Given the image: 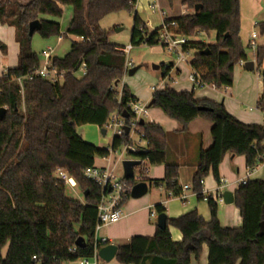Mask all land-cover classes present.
Returning <instances> with one entry per match:
<instances>
[{
    "label": "trees",
    "instance_id": "trees-1",
    "mask_svg": "<svg viewBox=\"0 0 264 264\" xmlns=\"http://www.w3.org/2000/svg\"><path fill=\"white\" fill-rule=\"evenodd\" d=\"M136 0H0V24L13 27L18 46L17 62L0 75V108L6 113L0 120V264H63L80 258H91L95 249L109 242L95 240L97 204L101 189L83 176L97 158L108 155L105 147L84 141L77 128L91 124L101 129L117 107V88L124 75L125 56L119 47L107 40V32L99 22L107 14L127 10L133 15L130 44L159 45L161 25L149 31L133 11ZM71 6V18L64 34L58 20L62 7ZM200 5L195 11L194 7ZM184 13L164 21H176L177 34L193 38L199 33L214 31L213 42L189 41L186 46L197 49L189 62L190 69L200 74L206 84L216 89L232 85L234 66L246 60L239 37V0H182ZM39 20L35 30L42 38L49 36L82 37L71 41L61 57L52 56L51 64L65 71L61 83L33 77L23 79L22 89L15 78L23 77L40 64L31 48L28 24ZM264 35V22L255 24ZM33 33V34H35ZM0 42V51L6 53ZM207 53L203 54V51ZM255 70L262 78L258 108L264 110V45L254 51ZM84 63L85 74L74 72ZM117 82V84H115ZM121 107L131 94L121 85ZM151 107L176 121L186 131L191 120L211 122V145L200 150L190 191L198 200L207 201L210 219L205 221L191 210L180 217L166 219L165 229L155 228L153 236L135 235L118 246L115 259L121 264H189L198 259L206 244L207 264H264V181L247 180L233 193V204L239 210L242 224L238 228L222 227L217 217V202L203 194V181L209 174L219 182V164L228 153L243 156L248 170L264 159V126L246 124L229 114L223 104L194 98L193 91H176L164 87L152 93ZM201 107L208 108L202 110ZM149 141L150 151L140 154L144 163L164 165L160 180H148L162 187L167 197H180L179 166L166 162V132L154 122L138 125ZM126 136L113 140V147L124 143ZM146 160L145 162H143ZM64 170L79 187L83 201L70 198L65 184L54 177ZM126 193L121 205L129 199V190L136 183L126 179ZM156 215L165 212L161 204L154 206ZM168 226L178 229L179 242L171 239ZM82 237L84 245L76 247ZM6 250L2 253L3 247ZM75 247L74 251L71 249ZM34 257V258H33Z\"/></svg>",
    "mask_w": 264,
    "mask_h": 264
},
{
    "label": "crops",
    "instance_id": "crops-1",
    "mask_svg": "<svg viewBox=\"0 0 264 264\" xmlns=\"http://www.w3.org/2000/svg\"><path fill=\"white\" fill-rule=\"evenodd\" d=\"M187 12L189 11L184 10V13ZM150 21L151 20L146 19L144 22L149 31L159 26L158 25L152 28L150 26ZM254 25L255 23L253 26ZM241 32L242 29H240L239 33L240 39ZM13 33L14 29L12 34ZM249 39L250 37L248 35L247 45ZM255 40L257 42V46L264 45V35H260L258 33ZM251 51L253 56L251 60L254 63L253 71H255L254 50L251 49ZM262 66H264V61ZM181 71L182 70H180L179 65H177L175 72L180 74ZM189 71L191 72L190 66ZM247 72L245 70L240 73L239 78L241 79L239 80H236V76H234L235 78H233L232 85L222 89H216V87L211 84L196 87L187 79L186 80L189 84L186 85H182L178 80L173 79V83L170 87L176 91H193L194 98L196 99H208L212 102H216L217 104L221 103L229 114L236 117L243 123L260 124L264 126V110L258 108L259 105H257L258 99L263 90L262 78L259 76L258 72H256L254 79H252ZM131 94L135 96L132 92ZM159 111L161 113L160 115H152V113L149 112L150 118H148V120H152V122L159 124L167 134L166 162L176 163L180 167L177 181L178 185L182 189V195L180 197H167L162 187H156L154 188L155 193H152L150 196L146 195L148 193L147 191L145 194L147 197L140 200H137L139 198H132L125 201V203L121 205L123 217L116 224L114 223L105 226L106 229L103 232H100L102 231L100 228L95 234L96 240L106 239L109 243L114 244L118 248V246L125 244L132 236H153L156 228L157 215L152 218L150 217V213L154 211V206L156 204H161L164 207V214L167 219L180 217L191 210H195L197 215L202 217L205 221H208L211 218L206 203L207 201L198 200L196 195L190 191V181L196 169L195 166L198 153L200 150L207 149L211 145V122L202 118H196L188 123L186 131L183 132L181 131V126L176 121L168 119L161 110ZM98 147H104V145L99 144ZM144 165V170H146L143 175L136 180V182L139 180H145L148 183L149 189L152 185L149 184L148 180L162 179L165 167L162 164L151 165L150 167L145 163ZM218 169L219 179H223L225 181L224 187L219 188L220 183L216 182L212 175L209 174L203 181V194L211 195L216 199L217 217L219 218L218 220L222 227L238 228L242 224L239 210L234 206L233 202L230 204L224 203L221 194L224 191L234 193L235 189L239 187V181L243 179L246 181L254 179H261L264 181V159L252 170H248L243 156L228 153L224 156ZM184 186H187L188 188L183 189ZM168 230L173 241L179 242L182 239V235L178 229L168 226ZM201 249L200 257L195 259L191 256L189 264H207V255L209 250L207 249L206 244H203ZM95 262V264H121L116 261L115 257L108 262H105L97 257ZM63 264L76 263L65 262Z\"/></svg>",
    "mask_w": 264,
    "mask_h": 264
},
{
    "label": "rangeland",
    "instance_id": "rangeland-1",
    "mask_svg": "<svg viewBox=\"0 0 264 264\" xmlns=\"http://www.w3.org/2000/svg\"><path fill=\"white\" fill-rule=\"evenodd\" d=\"M182 0H136V4L133 6V11H135L139 18L144 22L146 19L151 20L150 26L154 28L161 24L162 20L167 18H176L184 14V10L181 6ZM241 9H239L240 14V26L242 29L241 32V43L244 47L246 60L250 61L252 56V51L247 47V36L253 30L259 33L258 26H253V24L258 22H264V0H239ZM151 4H156L154 11H151ZM258 9V10H257ZM164 13V15L161 14ZM71 18V6L65 5L62 7V15L60 18L54 19L53 17L46 16L47 20H58L60 25V34H64L66 28L68 27L69 21ZM133 15L127 10H119L107 14L103 19L100 20L99 25L102 29L107 32V40L109 43L122 48L130 45V33L132 28V19ZM13 27L0 24V42H2L6 48V53L3 54L0 51V75L5 72L7 68H13L16 64V54L17 46L14 39ZM240 33V31H239ZM240 35V34H239ZM215 39L214 31H208L207 33H199L193 38H189V41H200L205 43L213 42ZM75 37L67 35H62V38L59 39L58 36H49L47 38H42L38 33H35L31 37V48L37 54L39 62L42 63L43 58L41 56V51L47 47L54 49L52 56L61 57L68 50L71 41H75ZM197 49L189 48L188 60L195 55ZM125 56L126 59L132 61L133 67H139L137 71L132 75H126L121 78L118 88L121 85L126 84L130 91L135 95L136 99L138 98L141 101L147 102V100L152 95L150 90L151 86L159 83L161 80V74L164 70L163 68L167 65H179L181 71L180 74L173 71L171 77L174 80H178L180 84L186 85L187 75L190 72L189 66L185 62H178L177 56L174 52H170L166 47L161 44L156 46H148L146 44L133 45L129 54ZM153 66H158V70L153 69ZM245 71L243 67H240L239 64L234 66L233 78L236 76V80H239V74ZM260 71H264V66L260 68ZM247 72V71H246ZM256 70L249 73L250 77L254 79L256 75ZM83 74L82 69H78L74 72V76L79 78ZM259 74V73H258ZM260 76V75H259ZM190 89V87H189ZM149 112L152 115H160V111L155 107H149ZM168 118V117H167ZM77 133L81 138L92 144L98 146L99 144L104 145L108 144L110 140V133L102 135L99 128L95 125L85 124L77 128ZM118 154L112 156L113 160L117 159ZM116 162V161H115ZM107 159L97 158L95 160V166L105 167L107 166ZM116 166L114 167V174L117 177H122V165L120 161H117ZM150 167V165L147 164ZM142 167L137 166L134 168V178L133 180H138L142 175H140ZM155 186H151L148 189L147 196H150L152 193H155ZM65 193L68 197L83 201V195L78 186L70 187L68 184H65ZM137 199L140 200L144 197ZM132 198L129 197L126 201ZM154 223V222H153ZM106 227H102L100 232L105 231ZM6 250V246L3 247L2 253ZM79 260L74 261L76 264H79ZM100 263V262H99Z\"/></svg>",
    "mask_w": 264,
    "mask_h": 264
},
{
    "label": "built area",
    "instance_id": "built-area-1",
    "mask_svg": "<svg viewBox=\"0 0 264 264\" xmlns=\"http://www.w3.org/2000/svg\"><path fill=\"white\" fill-rule=\"evenodd\" d=\"M156 8V4H151L150 9L151 11H154ZM162 15H164L163 12H161ZM176 21L170 20V21H164V19L161 22V29L158 33V39L162 46L166 47L170 52H174L177 56L178 62H185L189 65V62L192 60L187 59L189 54V49L186 47L189 42V38L186 36L177 34L175 32L176 28ZM59 39L62 38V36H58ZM249 41H248V47L255 51L257 47L256 37L257 33L255 31H251L249 34ZM75 41H83L84 39L82 37H75ZM132 45H128L122 48H119L124 55H128L129 51L131 50ZM54 49H51L47 47L46 49L41 51V56L43 58L42 63L39 64L37 68H35L33 71L29 72L27 75L23 77H17L15 78L17 84L22 89V81L23 79H32L33 77H39L45 80L50 81L51 83H61V81L64 78L65 71H59L54 67V65L51 64V58H52V52ZM245 61H240L238 64L240 66H243ZM85 65L84 63H81L79 68L82 69L83 74H85ZM133 64L132 61L129 59H126L125 65H124V76L127 75L128 70L132 69ZM78 68V69H79ZM161 74V80L159 83L155 84L154 86L150 87V90L152 93L156 90L163 89L164 87H170V85L173 83V78L171 77V73L173 71H176L175 65H167L163 68ZM187 80L192 83L196 87H202L206 83H204L201 78L200 74L198 72H195L191 70V72L187 75ZM214 86L213 84H211ZM117 107L110 113V117H108L106 124L102 127L105 130V134L110 133V140L108 144L106 145V149L108 152V155L105 157L107 159L108 163L105 167H87L83 171V176L94 182L96 185H98L101 189V198L97 204V222L95 225V234L97 231L104 227L111 224H116L122 217L123 212L121 210V201L124 199L126 193V179L123 177H117L114 174V167L116 166V162L120 161L122 163L123 160L131 159V160H139L140 163L142 162L139 158L140 154L146 153L150 151V144L147 139H145L144 134L139 131L138 125H140V120L144 122H151L148 120L149 117V107L148 103L151 100L150 98L147 100V102L141 101L138 98H129L126 102L124 107H121L120 101H121V87L117 88ZM122 112H126L127 116L124 117L122 115ZM125 128L128 129L127 133H125ZM122 136H126V140L124 143L117 147H113V140L115 138H120ZM118 154L117 159L113 160L112 156L114 154ZM116 161V162H115ZM144 160L143 162H145ZM146 170V169H145ZM143 169V171H145ZM54 177L63 182L64 184H68L70 187H75L76 183L75 180L68 175V173L64 170L57 169L54 172ZM246 180H240L238 185L245 184ZM220 186L219 188L224 187L225 181L223 179H220L219 181ZM187 186H184L183 189H187ZM130 191V190H129ZM156 216L155 212L150 213V217L154 218ZM96 240V238H95ZM101 243H105L106 239L99 240ZM75 247L71 249V251H74ZM97 251L98 249H95L94 254L91 258H80L79 263L80 264H95L97 259ZM34 258V257H33Z\"/></svg>",
    "mask_w": 264,
    "mask_h": 264
},
{
    "label": "water",
    "instance_id": "water-1",
    "mask_svg": "<svg viewBox=\"0 0 264 264\" xmlns=\"http://www.w3.org/2000/svg\"><path fill=\"white\" fill-rule=\"evenodd\" d=\"M200 5H196L194 7V10L197 11ZM40 29V22L39 20H34L31 21L28 24V35L32 36L33 33H35V30H39ZM203 54L207 53V51H203ZM253 61H246L243 64V68L244 70L248 71V72H252L254 69V65H253ZM139 67H132V69L128 70L127 75L132 76L138 69ZM153 69L158 70V66H153ZM117 84V82L115 83ZM153 104V100L151 99L150 102L148 103V107H151ZM202 110H207L208 108L205 107H201ZM6 113V109L5 108H0V120L3 119L4 115ZM122 115L124 117L127 116L126 112H122ZM143 121L140 120V124H142ZM101 134L104 135L105 134V130L103 128L99 129ZM128 129L125 128V133H127ZM140 161L139 160H131V159H126L123 160L121 165H122V177L124 179H131L134 178V168L139 166ZM148 191V183L145 180H139L137 181L130 189L129 191V197L136 199V198H140L143 195H145ZM222 196V200L224 203L226 204H230L233 202V193L230 191H224L221 194ZM166 216L164 213L162 214H158L156 217V227L159 229H165L166 227ZM261 226L264 228V222L261 224ZM75 245L76 247H82L84 245V240L82 237H79L76 239L75 241ZM117 252V247L114 244H107L102 246L101 248L98 249L97 251V257L105 262L110 261L111 259H113L116 255Z\"/></svg>",
    "mask_w": 264,
    "mask_h": 264
}]
</instances>
